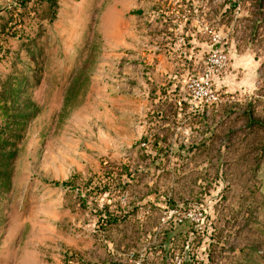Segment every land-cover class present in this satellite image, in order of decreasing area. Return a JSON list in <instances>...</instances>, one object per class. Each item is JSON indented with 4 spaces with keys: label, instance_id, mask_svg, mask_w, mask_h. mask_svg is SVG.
Here are the masks:
<instances>
[{
    "label": "rangeland",
    "instance_id": "rangeland-1",
    "mask_svg": "<svg viewBox=\"0 0 264 264\" xmlns=\"http://www.w3.org/2000/svg\"><path fill=\"white\" fill-rule=\"evenodd\" d=\"M0 11V264H264V0Z\"/></svg>",
    "mask_w": 264,
    "mask_h": 264
},
{
    "label": "built area",
    "instance_id": "built-area-1",
    "mask_svg": "<svg viewBox=\"0 0 264 264\" xmlns=\"http://www.w3.org/2000/svg\"><path fill=\"white\" fill-rule=\"evenodd\" d=\"M214 43L219 44V38L216 36H214ZM207 63L208 66H210L208 69V73L205 76L207 88L201 86V84L197 81H192L189 89L192 92L191 96L193 95L192 97L195 100L198 99L206 103L207 105H214L219 102V99L212 89L211 77H213L215 71L220 72L221 69L227 66L228 57L223 51L217 49L216 52H214L213 55L208 59ZM200 91L202 92V94H200Z\"/></svg>",
    "mask_w": 264,
    "mask_h": 264
},
{
    "label": "water",
    "instance_id": "water-1",
    "mask_svg": "<svg viewBox=\"0 0 264 264\" xmlns=\"http://www.w3.org/2000/svg\"><path fill=\"white\" fill-rule=\"evenodd\" d=\"M2 13V11H0V14ZM213 50H216V46H214Z\"/></svg>",
    "mask_w": 264,
    "mask_h": 264
}]
</instances>
